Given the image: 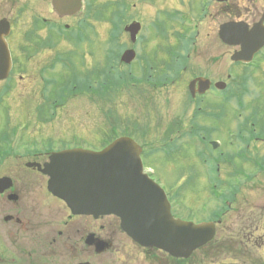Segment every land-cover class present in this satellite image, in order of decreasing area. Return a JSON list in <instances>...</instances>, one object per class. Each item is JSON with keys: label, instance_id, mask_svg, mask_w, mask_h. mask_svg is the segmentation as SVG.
I'll list each match as a JSON object with an SVG mask.
<instances>
[{"label": "flooded vegetation", "instance_id": "obj_1", "mask_svg": "<svg viewBox=\"0 0 264 264\" xmlns=\"http://www.w3.org/2000/svg\"><path fill=\"white\" fill-rule=\"evenodd\" d=\"M172 1L72 0L67 13L56 0H2V60L10 57V69L0 79V168L14 166L18 175L0 174L12 182L0 193V264H264V48L251 63L233 62L241 48L231 54L220 38L230 22L259 23L263 0H239L235 14L233 0H180L175 8ZM163 16L175 24L170 32ZM103 22L112 30L106 48ZM134 23L141 25L135 42L125 32ZM104 49L113 67L107 85L144 104L147 123L132 111L125 136L142 148L145 173L164 188L175 218L215 224L214 239L188 258L138 245L118 218L73 215L38 169L55 153L83 149L80 131L49 126L94 81L89 100L102 102ZM87 56L94 64L86 73ZM157 96L181 102L180 112L166 103V114L156 111ZM189 151L191 176L166 175L162 168L173 166L157 157ZM169 178L196 184L205 200L198 215L180 213L179 189L162 185Z\"/></svg>", "mask_w": 264, "mask_h": 264}, {"label": "water", "instance_id": "obj_2", "mask_svg": "<svg viewBox=\"0 0 264 264\" xmlns=\"http://www.w3.org/2000/svg\"><path fill=\"white\" fill-rule=\"evenodd\" d=\"M224 1V0H218ZM74 6L66 0H56L60 12ZM135 42L139 24L126 29ZM221 39L231 46H242V53L233 56L235 62L244 56L252 58L264 46V18L251 30L244 23L221 27ZM126 52L123 62L132 61ZM2 60V22L0 23V79L6 77L9 56ZM138 145L121 138L101 152L70 150L54 154L50 163L39 171L49 177L48 190L63 200L73 215L95 217L115 216L122 230L144 248H156L175 258H188L214 239L213 223L195 225L175 219L165 192L146 175ZM12 182L0 179V193L9 190ZM102 243L99 251H105Z\"/></svg>", "mask_w": 264, "mask_h": 264}, {"label": "rangeland", "instance_id": "obj_3", "mask_svg": "<svg viewBox=\"0 0 264 264\" xmlns=\"http://www.w3.org/2000/svg\"><path fill=\"white\" fill-rule=\"evenodd\" d=\"M111 0H102V3L104 5H107L106 3ZM178 2L180 3V0H173L172 3H167L169 7L175 8L178 6ZM239 4V0H233L232 1V7L231 10L235 14L237 7L234 4ZM111 4V3H110ZM246 3H241L240 6H244ZM184 6L181 8V5H179V12L181 11V15L185 16L187 15L186 11H183ZM247 6V5H246ZM260 9H261V15L264 12V0L263 2L259 3ZM4 13H7L5 9H3ZM106 14H109L110 10H105ZM0 18H2V0H0ZM160 21L164 22L162 24H165L163 31L170 32L175 27L174 22L167 20L166 17H162ZM111 25L107 22H103L101 24L100 32L102 41L104 42L103 47L106 48L109 46L108 44V37L111 33ZM175 31L170 33V36L173 38V33ZM169 42H171V39L169 38ZM167 45H170L169 43ZM233 48L231 49V54L233 53ZM103 56L102 61V72H103V80H102V87L101 91L103 94V100L102 102H91L89 98L91 96H95L94 92L96 89V82H93L92 86H87L86 93L83 99H80L78 101H73L68 109H65L63 112L60 113L58 118H55L52 124H50L49 127H59L64 126L67 128V126H71V128H74L78 131H80L81 135L84 134V137L82 140L85 144H83V149L88 151H99L102 149L104 140L109 138H112L111 135V129L116 126L115 129L118 131L115 133L116 135L126 133V128L129 125L128 121L131 117V112L134 114L135 119H140L139 123L143 125V123H147V117L144 119L142 116V100L134 99L133 101L130 100V96L128 91L126 92V88H123L121 86L117 87V89L122 93L120 96L118 93H114L112 88H110L109 85H107V81L109 77L113 75V67L111 64V56L109 55V52H107V49H104L101 52ZM93 59V60H92ZM107 59V60H106ZM86 60V73L93 69L91 67L94 63V58H91L87 56V59L85 58L83 61ZM83 65V64H82ZM99 86V85H98ZM152 96V95H151ZM154 97V96H152ZM134 98V97H133ZM170 100H173V96L169 98ZM76 102V103H75ZM165 101L161 96H157L156 101V111H159L160 113L166 114L164 111H166L163 106L165 105ZM150 105H154L152 102V98L149 102ZM180 106L181 102L177 101H168L166 103L167 110L171 114H176L180 112ZM130 116V117H129ZM155 120V119H154ZM21 126V124L17 125ZM161 130H165V126L161 127ZM192 154V156H191ZM194 158V153L192 151L186 152L185 154L180 153L179 155L174 154L170 158H165L163 156L157 157V160H162L163 164H168V161L171 163V172L166 171L165 168H162L166 175L174 176V175H185V176H191L192 173L189 171V167L191 166V162L186 163L187 161H190ZM188 167V169H187ZM25 170V168H23ZM17 169L14 166H5L0 168V174H15L18 175ZM20 170L19 174H25V171ZM12 176V175H11ZM167 188H175L179 189V193L176 196L178 201V206L180 209V213L185 216H196L198 213H200V203H204L205 200H203L204 196L202 194H199V192L196 193L197 189L195 187V183H192L190 181L185 182H175L173 178L167 179L165 182L162 183ZM196 189V190H195ZM175 194V193H173ZM175 196V195H174Z\"/></svg>", "mask_w": 264, "mask_h": 264}]
</instances>
